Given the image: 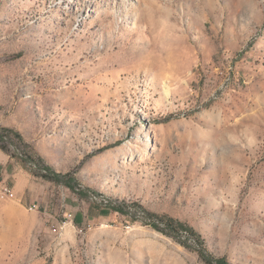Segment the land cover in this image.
Listing matches in <instances>:
<instances>
[{"label":"rangeland","instance_id":"374dc122","mask_svg":"<svg viewBox=\"0 0 264 264\" xmlns=\"http://www.w3.org/2000/svg\"><path fill=\"white\" fill-rule=\"evenodd\" d=\"M0 127L88 195L0 149V264H264V0H0Z\"/></svg>","mask_w":264,"mask_h":264},{"label":"trees","instance_id":"16d2710c","mask_svg":"<svg viewBox=\"0 0 264 264\" xmlns=\"http://www.w3.org/2000/svg\"><path fill=\"white\" fill-rule=\"evenodd\" d=\"M14 139H17L23 146L26 143L22 135L13 128L10 127H0V149L4 152L10 154L13 158L22 156V161L30 162L35 167V174L41 176L43 179L55 182L58 184H63L71 191L79 195L81 198L87 197V193L81 190L78 186L77 179L71 175V173H60L57 172L46 160L40 156L36 155V158L27 153H22L19 151L13 152L11 145L14 144ZM95 194L98 195L97 192ZM109 210L121 213L126 216L133 218L138 212L143 214V222L149 225L153 229L172 237L173 239L179 241L182 245L188 246V240H193L197 243L202 250H199V256L206 264H231L224 257H214L209 254L206 249H204V239L202 236L187 223L176 219L169 215L157 214L145 209L143 206L136 203L128 204L126 202L118 205L113 201H109L105 206ZM136 207V208H135ZM134 208V209H133Z\"/></svg>","mask_w":264,"mask_h":264},{"label":"built area","instance_id":"2783aa9c","mask_svg":"<svg viewBox=\"0 0 264 264\" xmlns=\"http://www.w3.org/2000/svg\"><path fill=\"white\" fill-rule=\"evenodd\" d=\"M0 188L3 189V197H0V200L2 198H8V197H16V199H17V195L15 193V188L11 184L9 179L0 177ZM37 208L38 207L36 205L30 206L31 211H36Z\"/></svg>","mask_w":264,"mask_h":264},{"label":"crops","instance_id":"0c3cea01","mask_svg":"<svg viewBox=\"0 0 264 264\" xmlns=\"http://www.w3.org/2000/svg\"><path fill=\"white\" fill-rule=\"evenodd\" d=\"M29 180H30V174H28V173H19L16 176V183H15L14 188H17L18 190H22L24 182L29 181Z\"/></svg>","mask_w":264,"mask_h":264},{"label":"bare ground","instance_id":"6f19581e","mask_svg":"<svg viewBox=\"0 0 264 264\" xmlns=\"http://www.w3.org/2000/svg\"><path fill=\"white\" fill-rule=\"evenodd\" d=\"M170 88V87H169ZM166 92H169L168 90H165ZM0 197H3V189L0 188Z\"/></svg>","mask_w":264,"mask_h":264}]
</instances>
